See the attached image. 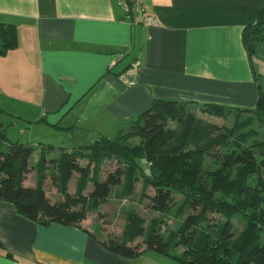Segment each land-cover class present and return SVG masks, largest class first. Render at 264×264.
I'll return each instance as SVG.
<instances>
[{
  "label": "crops",
  "instance_id": "obj_1",
  "mask_svg": "<svg viewBox=\"0 0 264 264\" xmlns=\"http://www.w3.org/2000/svg\"><path fill=\"white\" fill-rule=\"evenodd\" d=\"M146 11L157 25L131 23L116 0H0V22L17 30V46L0 54V115L25 120L29 143L70 150L99 135L116 137L156 99L190 110L254 107L264 64L250 54L244 32L264 0H146ZM128 76L134 84L123 82ZM0 130L11 139L1 122ZM23 182L35 184L33 170ZM43 187L56 200L53 170ZM126 198L111 193L104 203ZM102 204L75 226L29 220L1 201L0 264H183L152 250L135 257L109 250L101 242L121 235L127 210L119 207L118 234L107 228L108 217L97 216Z\"/></svg>",
  "mask_w": 264,
  "mask_h": 264
},
{
  "label": "trees",
  "instance_id": "obj_2",
  "mask_svg": "<svg viewBox=\"0 0 264 264\" xmlns=\"http://www.w3.org/2000/svg\"><path fill=\"white\" fill-rule=\"evenodd\" d=\"M244 42L252 55L264 42V12L245 28ZM16 46L15 25L0 22V54ZM200 110L224 118L233 114L232 124L206 123L183 103L156 99L114 138L99 135L88 145L60 147L55 157L48 155L53 145L39 144L32 165L29 159L36 147L11 140L0 130V202L12 203L19 215L32 221L80 226L111 193L119 199L131 197L140 181L138 199L148 198L157 215L146 220L134 209L125 211L121 235L101 242L109 250L126 257L152 250L183 264H264V194L256 181L264 168V140L246 144L256 130L243 129L254 123L264 126V87L259 86L253 108L208 103ZM203 157L218 162L206 177L201 172ZM112 159L114 167L98 180L102 166ZM47 169L53 170L59 200H51L43 187ZM31 170L36 182L28 186L23 181ZM73 174L77 177L70 192ZM89 183L92 188L87 190ZM214 213L220 220L211 221ZM238 213L242 227L235 232L232 216ZM169 216L178 222L176 227L168 226ZM174 247L181 249L169 252Z\"/></svg>",
  "mask_w": 264,
  "mask_h": 264
},
{
  "label": "rangeland",
  "instance_id": "obj_3",
  "mask_svg": "<svg viewBox=\"0 0 264 264\" xmlns=\"http://www.w3.org/2000/svg\"><path fill=\"white\" fill-rule=\"evenodd\" d=\"M264 51V42L262 44H260L259 46H257L256 51L253 53V57L254 59L263 61L262 63L264 64V60L262 57V52ZM262 83L264 82V72L262 71V75L260 77ZM191 110L198 116L201 117L206 123H212V124H216V125H226V126H230L232 124V119H233V114H230L228 117H218V116H214V115H207L205 113H202L200 111L199 108L192 106ZM17 122V126L12 125L13 122ZM0 122L8 129V135L12 140H19L20 142H28L27 139V135H28V130L26 128L30 127L29 124H27V122L25 120H19L18 118H11L5 114L0 115ZM174 125V123H173ZM253 128L256 130V133H252L249 134V137L246 141V144H250L251 141L253 139H257V140H264V126H259L257 123L251 124V125H247L245 126L243 129L248 131L250 128ZM19 128L24 129L25 130V135L24 137H20L22 135H19L18 131ZM32 132L35 134H38L39 128H33ZM42 134V133H40ZM114 138V137H112ZM39 139V138H38ZM38 142V141H37ZM92 143V142H90ZM88 143H83L84 145H88L90 144ZM33 146L36 147L35 151L33 152L32 156L30 159L36 158V155L38 153L37 147L39 146V143H31ZM55 148L51 151H49L48 155L50 157H55L58 152L60 151V147H62V143H55ZM77 148V147H76ZM203 163L201 166V172L203 174V176H207L208 173H210L211 171H213L217 165L218 162L214 161L213 159L209 158V157H203ZM221 161V160H220ZM115 165V160H107L105 162V164L102 166L100 172L98 173V180H102L105 176L106 170L113 168ZM257 183L260 186L262 193L264 194V168L261 169L260 175L257 178ZM69 188L68 191L72 192L74 189V184H75V174L74 176L69 180ZM25 185H30V184H25ZM46 191L48 192L49 195H53V187L50 184H46ZM141 185L138 183V185L135 186V194L132 197L126 198L125 200H123L121 203L116 202L113 204H106L103 202V204L101 205L102 207V212H100V214H102L100 217H108V227L112 232L115 233H120V230L123 227L124 224V218L122 216V214L119 211V207H123L124 210H128V209H134L138 214H140L141 216H143L146 220H148L150 217H153L155 215H157V213L152 212V210L149 207V200L147 199H143V200H139V189ZM92 188V184L89 183L87 186V190H90ZM147 193L152 194L153 190L151 188H149L147 190ZM56 200H59L61 198V194L58 192L55 197ZM174 198L178 199L179 198V194L175 193L174 194ZM120 205V206H119ZM101 210V209H100ZM187 212H190V210H187ZM110 213H114L112 215H110ZM171 215V213H170ZM98 216V214H97ZM211 217V221L214 220H220V216L216 213L214 214H210ZM167 218V224L169 227H176L178 225V222L174 220L173 217H166ZM242 218L243 216L241 214H234L232 216V224H233V229L235 232H237L241 227H242ZM162 232L164 233L165 231V225H163L161 227ZM263 239H264V233L262 235ZM181 249V247H174V248H169V252H178ZM152 253H155L154 251H151ZM168 256V255H167ZM173 257L168 256L167 259H172Z\"/></svg>",
  "mask_w": 264,
  "mask_h": 264
},
{
  "label": "built area",
  "instance_id": "obj_4",
  "mask_svg": "<svg viewBox=\"0 0 264 264\" xmlns=\"http://www.w3.org/2000/svg\"><path fill=\"white\" fill-rule=\"evenodd\" d=\"M122 7L126 16L133 24H142L144 26H153L158 24V19L146 11V0H116ZM123 82L132 85L135 82L133 77H125Z\"/></svg>",
  "mask_w": 264,
  "mask_h": 264
}]
</instances>
